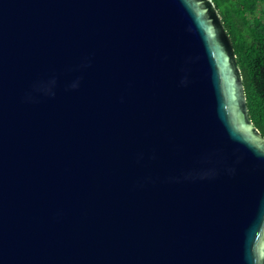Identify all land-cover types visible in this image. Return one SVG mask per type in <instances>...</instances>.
Wrapping results in <instances>:
<instances>
[{
  "label": "water",
  "instance_id": "1",
  "mask_svg": "<svg viewBox=\"0 0 264 264\" xmlns=\"http://www.w3.org/2000/svg\"><path fill=\"white\" fill-rule=\"evenodd\" d=\"M0 264H264L212 0H0Z\"/></svg>",
  "mask_w": 264,
  "mask_h": 264
},
{
  "label": "trees",
  "instance_id": "2",
  "mask_svg": "<svg viewBox=\"0 0 264 264\" xmlns=\"http://www.w3.org/2000/svg\"><path fill=\"white\" fill-rule=\"evenodd\" d=\"M241 69L250 119L264 136V0H212Z\"/></svg>",
  "mask_w": 264,
  "mask_h": 264
}]
</instances>
